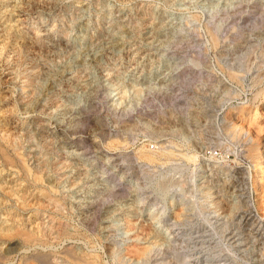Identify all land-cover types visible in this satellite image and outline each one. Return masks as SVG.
<instances>
[{
  "label": "rangeland",
  "instance_id": "rangeland-1",
  "mask_svg": "<svg viewBox=\"0 0 264 264\" xmlns=\"http://www.w3.org/2000/svg\"><path fill=\"white\" fill-rule=\"evenodd\" d=\"M260 178L264 0H0V264H264Z\"/></svg>",
  "mask_w": 264,
  "mask_h": 264
},
{
  "label": "bare ground",
  "instance_id": "bare-ground-1",
  "mask_svg": "<svg viewBox=\"0 0 264 264\" xmlns=\"http://www.w3.org/2000/svg\"><path fill=\"white\" fill-rule=\"evenodd\" d=\"M215 34V33H214ZM212 36V35H211ZM216 35H214V37H215ZM226 37H228V36H226ZM213 38V37H212ZM214 40V39H213ZM217 40V38H215V41ZM218 41V40H217ZM37 86V85H36ZM35 87V86H34ZM37 88V87H36ZM34 91V90H33ZM32 91V92H33ZM36 92V91H35ZM35 92H33V93H35ZM34 96V95H33ZM93 109V108H92ZM244 109V108H243ZM247 109V108H246ZM249 111V110H248ZM127 112V111H126ZM124 113V112H123ZM84 114H85V112H84ZM248 114H250V113H248ZM80 115V114H79ZM241 117H242V115H241ZM238 118V117H237ZM84 119V118H83ZM230 119V118H229ZM77 120V119H76ZM234 120V119H233ZM229 122H232V120H228ZM224 122V121H223ZM236 122V121H235ZM234 122V123H235ZM233 123V124H234ZM80 124V123H79ZM75 125V124H74ZM229 125V124H228ZM231 125H232V123H231ZM235 125H236V123H235ZM78 126V125H77ZM83 126V125H82ZM76 128V127H75ZM237 128H238V126H237ZM72 129V128H71ZM228 129V128H227ZM235 129V128H234ZM243 129V128H242ZM231 130H232V128H231ZM236 130V129H235ZM234 131V130H233ZM243 132H244V130H242ZM241 131V132H242ZM71 132V131H70ZM246 132V131H245ZM76 133V132H75ZM240 133V132H239ZM233 134V133H232ZM231 134V135H232ZM235 134V133H234ZM237 134V133H236ZM233 136V135H232ZM253 146V145H252ZM87 147V146H86ZM249 147V146H248ZM88 148V147H87ZM250 148V147H249ZM3 149V148H2ZM260 149V148H259ZM4 150V149H3ZM89 150V149H88ZM248 150V149H247ZM7 153V152H6ZM10 154V153H9ZM247 154H249L250 155V157L253 159V160H260L262 157H261V155H259L258 154V152L256 151V148H251V149H249V152L247 153ZM8 157V156H7ZM11 157V156H10ZM146 158H147V160H149V161H153L154 159L152 158V157H150V156H146ZM41 160V159H40ZM39 160V161H40ZM252 161V160H251ZM262 161V160H261ZM19 162V161H18ZM17 162V163H18ZM255 163V162H254ZM261 163V162H260ZM259 162L257 163V165L259 164L260 166L262 165V164H260ZM41 164V163H40ZM18 165V164H17ZM256 165V166H257ZM258 167V166H257ZM21 168H23V166L21 167ZM37 169V168H36ZM45 169V168H44ZM260 169V168H259ZM25 172V171H24ZM37 175V174H36ZM26 176H27V174H26ZM25 176V177H26ZM263 178V177H262ZM262 178H260L261 180H263ZM36 179V178H35ZM241 180V179H240ZM264 181V180H263ZM259 186V185H258ZM261 188H263V187H261ZM260 190V189H259ZM263 190V189H262ZM110 191V190H109ZM261 191V190H260ZM110 193V192H109ZM116 194V193H115ZM118 194H120V193H118ZM112 195H114V194H112ZM106 198V197H105ZM97 199V198H96ZM102 199V198H101ZM99 200V199H98ZM264 200V199H263ZM96 208V207H95ZM250 209V212L248 211V216L249 215H251L252 214V211H251V207L249 208ZM246 212H247V210H246ZM248 216H246L245 217V219L247 220V217ZM262 217V216H261ZM243 218V217H242ZM255 218V217H254ZM256 222H257V220L256 219H254ZM253 220V221H254ZM245 221V220H244ZM252 221V220H251ZM254 221V222H255ZM241 222V221H240ZM239 222V223H240ZM67 225V224H66ZM254 225V224H253ZM56 226V225H55ZM241 226V225H240ZM250 226H252V225H250ZM61 227H63L62 225H58V229H59V232H60V235L62 236V235H65L63 232H64V230L63 229H61ZM201 227V226H200ZM238 227V226H237ZM263 228V224L261 223V222H258L257 224H256V228ZM193 229V228H192ZM230 229V228H229ZM239 229V228H238ZM237 229V230H238ZM11 230V229H10ZM9 230V231H10ZM201 230V229H200ZM226 230V229H225ZM8 231V232H9ZM22 231V230H21ZM20 231V229L19 230H15V232L14 233H11V234H8V236H10V238H12V237H18V238H21L23 241H24V243L25 244H27V245H32V244H34L35 243V241L36 240H34V239H36V237L34 238L33 236L35 235H33V233L31 234V233H26L27 231H22L21 232ZM257 231V230H256ZM260 232V231H259ZM10 233V232H9ZM63 233V234H62ZM204 233V232H203ZM233 233V232H232ZM70 234V233H69ZM223 234V233H222ZM221 234V235H222ZM4 235H6V233L4 234ZM58 235V234H57ZM192 235V234H191ZM204 235V234H203ZM242 235V234H241ZM226 236V235H225ZM240 236V235H239ZM201 238H202V236H201ZM223 238V237H222ZM239 238V237H238ZM195 239V238H194ZM204 239V238H203ZM263 239V238H262ZM261 239V240H262ZM197 240V239H196ZM259 240H260V238H259ZM264 240V239H263ZM38 241V240H37ZM226 241H227V245H229V247H233V249L235 250L236 248H239V246L237 245V241L236 240H234V236L232 235V234H228V239L226 238ZM41 242V241H40ZM208 242V241H207ZM240 242V241H239ZM37 243V242H36ZM175 243V242H174ZM39 244V243H38ZM37 244V245H38ZM40 244H42V243H40ZM43 244H45L44 242H43ZM183 244V243H182ZM197 244H201V245H203V241H200L199 243H197V241H195V242H193V247H192V250H194V249H196V246H198ZM211 244V243H210ZM36 245V244H35ZM35 245H33V246H35ZM174 245V244H173ZM204 245H206V243L204 244ZM239 245H240V243H239ZM185 246V245H184ZM176 247V246H175ZM137 248V247H136ZM171 248H174V247H171ZM189 248H190V246H189ZM228 248V247H227ZM243 248V247H242ZM169 249V248H168ZM205 249V248H204ZM129 250V249H128ZM134 247L129 251V253L130 252H134ZM138 250V249H137ZM237 250H239V249H237ZM241 250V249H240ZM79 251V250H78ZM78 251H75L73 248H68V249H66L64 252H63V259H64V262H66V263H64V264H97V262H96V260L95 259H90V258H87V254H85V252L83 253V251H82V253H78ZM136 251V250H135ZM138 251H143V250H138ZM155 251V250H154ZM157 251V250H156ZM159 251V250H158ZM168 251V250H167ZM191 251V250H190ZM227 251H229V250H227ZM62 252V251H61ZM153 252V251H152ZM202 252H203V250H202ZM201 252V253H202ZM237 252H239V251H237ZM244 252V251H243ZM49 253V252H48ZM48 253H46V254H39V255H37V257H36V259L35 260H37V261H39V262H41V264H53L54 262H52V260H51V258L52 257H50V255L48 254ZM145 253V252H144ZM150 253H151V251H150ZM174 253V252H173ZM229 253V252H228ZM232 253V252H231ZM230 253V254H231ZM132 254V253H131ZM146 254H149V253H146ZM167 253H164L161 257H159L160 256V254H156V257H154L155 259L153 260L154 261V263H156V264H159L160 262H163V261H166V257H165V255H166ZM150 255V254H149ZM149 255H147V256H149ZM153 255H155V254H152V256ZM192 255V254H191ZM190 255V256H191ZM196 255V254H195ZM206 255V254H205ZM36 256V255H35ZM167 256V255H166ZM211 256V255H210ZM230 256V255H229ZM234 256V255H233ZM264 256V255H263ZM96 257V256H95ZM201 257V256H200ZM205 257V256H204ZM204 257H201V258H204ZM223 257V256H222ZM222 257H220V258H222ZM243 257V256H242ZM33 258V257H32ZM32 258H29L30 260L32 259ZM233 258V257H232ZM4 259V257H2V256H0V263L2 262V260ZM149 259H151V258H149ZM190 259V258H189ZM196 259V258H195ZM210 259V258H209ZM216 259V258H215ZM230 259V258H229ZM249 259V258H248ZM258 259V258H257ZM25 260H28V259H25ZM29 260V261H30ZM61 260V259H60ZM99 260V259H98ZM206 260V259H205ZM204 260V261H205ZM242 260V259H241ZM152 261V262H153ZM208 261H210V260H208ZM233 261V260H232ZM32 261H30V263H31ZM188 262H190V261H188ZM193 262V261H192ZM215 261H210V264H213ZM220 262V261H219ZM228 261H225V264L227 263ZM34 263V262H33ZM201 263V262H200ZM262 262H261V260H260V262H259V264H261ZM55 264V263H54ZM161 264V263H160ZM207 264V263H206ZM220 264V263H219ZM221 264H222V262H221ZM227 264H229V263H227Z\"/></svg>",
  "mask_w": 264,
  "mask_h": 264
}]
</instances>
